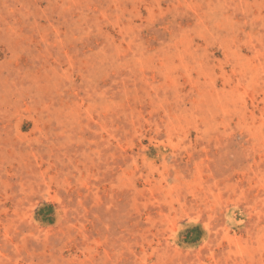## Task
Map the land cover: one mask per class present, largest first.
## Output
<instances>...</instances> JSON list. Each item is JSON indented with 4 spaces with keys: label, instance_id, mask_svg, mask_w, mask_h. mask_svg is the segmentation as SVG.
I'll use <instances>...</instances> for the list:
<instances>
[{
    "label": "rangeland",
    "instance_id": "374dc122",
    "mask_svg": "<svg viewBox=\"0 0 264 264\" xmlns=\"http://www.w3.org/2000/svg\"><path fill=\"white\" fill-rule=\"evenodd\" d=\"M0 264H264V0H0Z\"/></svg>",
    "mask_w": 264,
    "mask_h": 264
}]
</instances>
